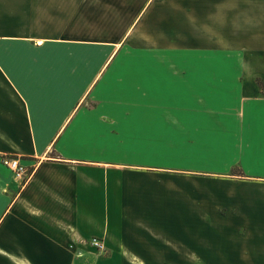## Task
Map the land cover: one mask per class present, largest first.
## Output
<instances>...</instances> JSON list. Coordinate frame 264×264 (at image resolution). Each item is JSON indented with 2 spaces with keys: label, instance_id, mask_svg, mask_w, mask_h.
<instances>
[{
  "label": "crops",
  "instance_id": "0c3cea01",
  "mask_svg": "<svg viewBox=\"0 0 264 264\" xmlns=\"http://www.w3.org/2000/svg\"><path fill=\"white\" fill-rule=\"evenodd\" d=\"M258 2L0 0V258L264 264Z\"/></svg>",
  "mask_w": 264,
  "mask_h": 264
},
{
  "label": "built area",
  "instance_id": "2783aa9c",
  "mask_svg": "<svg viewBox=\"0 0 264 264\" xmlns=\"http://www.w3.org/2000/svg\"><path fill=\"white\" fill-rule=\"evenodd\" d=\"M3 164L9 168L15 175V177L20 181H25L28 176V170L25 166L21 164L19 159L4 157ZM90 246L95 248L99 254L105 253L104 243L99 238H92L89 243Z\"/></svg>",
  "mask_w": 264,
  "mask_h": 264
},
{
  "label": "rangeland",
  "instance_id": "374dc122",
  "mask_svg": "<svg viewBox=\"0 0 264 264\" xmlns=\"http://www.w3.org/2000/svg\"><path fill=\"white\" fill-rule=\"evenodd\" d=\"M258 4V10H262L263 9V6H264V3H261V2H258L257 3ZM253 6H256L255 5V3H253ZM248 10H249V8H248ZM228 14L230 15L231 14V12H228ZM262 20L260 19V22H261ZM245 24V23H244ZM221 30V32H222V34L223 33H225L224 32V30L223 29H220ZM229 32V29H227V31H226V33H228ZM228 36H230V35H228L227 34V36L226 37H228ZM220 37V36H219ZM220 39H223V41H224V37H222V38H220ZM167 133H169V132H167ZM130 135H137V134H139L138 132H130L129 133ZM167 139V138H166ZM168 139H170V138H168ZM166 141H164V143H165ZM198 149H195V152L197 151ZM196 157H198V158H196V159H198V160H200V159H203V156L201 157V155H198V154H194ZM2 162H3V159H2ZM200 164L202 165V166H204L205 165V163L204 164H202L201 162H200ZM0 264H10L9 263V260H5V259H2V258H0Z\"/></svg>",
  "mask_w": 264,
  "mask_h": 264
}]
</instances>
